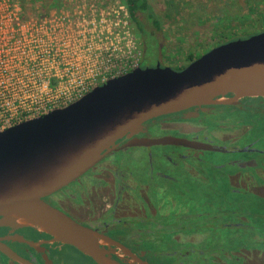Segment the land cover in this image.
I'll return each instance as SVG.
<instances>
[{
  "label": "flooded vegetation",
  "instance_id": "af4514ba",
  "mask_svg": "<svg viewBox=\"0 0 264 264\" xmlns=\"http://www.w3.org/2000/svg\"><path fill=\"white\" fill-rule=\"evenodd\" d=\"M160 138L213 151L128 147ZM45 201L110 240L103 247L118 264H139L130 254L145 264H264V99L230 94L151 120ZM0 264L96 263L42 231L0 224Z\"/></svg>",
  "mask_w": 264,
  "mask_h": 264
},
{
  "label": "water",
  "instance_id": "95a60500",
  "mask_svg": "<svg viewBox=\"0 0 264 264\" xmlns=\"http://www.w3.org/2000/svg\"><path fill=\"white\" fill-rule=\"evenodd\" d=\"M230 94L237 99H264V32L220 45L181 71L161 66L135 69L67 108L1 132L0 224L41 232L40 225L12 217L17 211L29 210L59 229L57 238L47 234L55 241L96 264L107 260L118 264L101 245L110 240L45 200L92 169L120 139L141 132L147 122L211 105L214 99ZM167 145L213 151L174 138L128 143V147Z\"/></svg>",
  "mask_w": 264,
  "mask_h": 264
},
{
  "label": "rangeland",
  "instance_id": "374dc122",
  "mask_svg": "<svg viewBox=\"0 0 264 264\" xmlns=\"http://www.w3.org/2000/svg\"><path fill=\"white\" fill-rule=\"evenodd\" d=\"M12 1L20 9L19 24H7L4 27L6 28L4 34L0 32V46H6L7 51L0 55V68L5 67L8 71L7 74L0 72V88L4 90L0 95L2 100L10 95L12 85L23 80L22 77H25L24 81L35 83L32 78L36 74L49 76L50 84L57 85L54 87L56 89L58 83L62 87L67 86L66 79L62 81L60 78L70 71V76L76 78L79 76L85 81L83 92L89 94L109 80L124 76L138 68L156 66L174 70L186 68L191 64L190 56L196 61L214 48L223 45L221 43L226 42L231 36L234 38L246 36L257 32L258 29L264 31L263 15L251 14L254 22L250 25L248 22L240 23L239 18L246 14L242 8L246 9L248 0H149L160 21L161 30L157 32L148 22L143 23L147 33H156L154 40L157 48L151 46L153 43H150L148 38L145 40L137 36L130 19L131 31L136 43L134 48L131 46L132 52L128 54L127 51L122 56L110 57L111 52L107 54L106 49L98 45L100 50L98 62L101 68H94V59L88 51L89 44L84 43L81 36L85 33L84 37L88 39L87 32L93 30L101 21L111 23L110 29L113 30L111 20L114 19V14L112 13L108 18L106 14L110 10L115 14L118 13L116 0ZM261 4L264 5V2ZM227 21L233 25L225 24ZM104 30L99 29L96 32L98 34L102 32L105 36ZM113 33L116 36L117 32ZM94 37L97 39L96 35ZM13 38L16 39L15 45H12ZM127 40L129 41L130 38ZM28 46L37 52L33 58L36 60L34 65H31L28 53L21 55ZM2 50L0 48V52ZM21 57L27 59V65H19L16 62ZM30 66L36 74L30 73L31 70L28 69ZM18 67L22 69V75H17L14 71ZM49 68L53 71H49ZM24 70H26L25 74ZM2 103L6 104L0 106V112H4L5 115L0 119V133L22 122L36 119V115L31 114L29 117L26 114L31 109L46 108L47 113L70 106L69 104L56 105V107L32 106L27 103L9 104L5 101ZM248 260L249 262H246L250 264L252 260L250 258Z\"/></svg>",
  "mask_w": 264,
  "mask_h": 264
},
{
  "label": "built area",
  "instance_id": "2783aa9c",
  "mask_svg": "<svg viewBox=\"0 0 264 264\" xmlns=\"http://www.w3.org/2000/svg\"><path fill=\"white\" fill-rule=\"evenodd\" d=\"M116 2H117L116 5L118 7V13L115 14L114 11L110 10L106 14L107 18L111 16L112 13L114 14L113 16L114 19L111 20L113 22V30L110 29L112 26L111 23L107 24L106 22L104 23L101 21L99 22V24H97V26L94 27L93 30H91L90 32H87L88 39L84 37L85 33L81 36L82 41L86 44H89L88 51L91 53L94 59V62H95L94 68H101L98 62L99 52H100V50L98 49V45L103 46V48L106 49L107 54L111 52V54H109V56L111 57L113 55L122 56L126 54L127 51H128V54H130L132 52L131 46H133L134 48V45L136 44L134 41L133 33L131 31L129 12L126 6H124L120 0H116ZM18 13H20V9L19 7H17V4L14 1L0 0V32L1 33L4 34V31L6 29V28L4 29V27L7 24H19ZM96 28H99L100 30L105 29L104 31H106V35L104 36L102 32L98 34L96 31L99 29H96ZM121 29L123 30L122 32H121ZM115 31L117 32L116 36H114V33H113ZM95 35L97 39H95L94 37ZM128 38H130L129 41L127 40ZM12 40L14 41L12 45H15L16 39L13 38ZM34 44L36 46V43ZM5 47L6 46L4 47L0 46V48L3 49L2 52H0V55H3L5 54V52H7L5 50ZM19 50H21V48H19ZM36 51H37V48H36ZM24 53H28V55L30 56L31 65L36 64V60L33 58L37 55L36 54L37 52H35L34 49H31L28 46V49L25 51H22L21 55ZM16 62L19 65L28 64L27 59L22 58V57L17 59ZM29 68L31 70V66L28 67V69ZM26 70H24V74ZM14 71L16 72L17 75L23 74V71L20 67L16 68ZM49 71H53V70L49 68ZM0 72L3 74L8 73V71L5 70V67H1ZM32 72L36 74L34 69L30 71V73ZM64 78L66 79L67 86L62 87L61 84L58 83V87L55 89L54 87H56L57 85L53 86V84H50L51 78L49 76H40L36 74L32 78L33 81H35V83L32 81H24L25 77L24 78L22 77L21 79L23 80H19L17 83L12 85V92L7 98H5V100H2L0 98V106H3V104H6V103H2L3 101H5L9 104L27 103L32 106L40 105V106H55L56 107V105H68V104L72 105L86 96L87 93L84 94L83 92L85 81L81 77L77 76L76 78V76L75 77L73 75L70 76V71H69L67 72L66 75L62 76L60 80L63 81ZM2 93H4L3 89H1L0 95ZM45 109L46 108H42V109L34 108V109L27 111L26 114H28L29 117L31 114H33V115H36L38 118V117H41V116H44L50 113V112L46 113ZM4 117H5L4 112L3 113L0 112V119Z\"/></svg>",
  "mask_w": 264,
  "mask_h": 264
},
{
  "label": "trees",
  "instance_id": "16d2710c",
  "mask_svg": "<svg viewBox=\"0 0 264 264\" xmlns=\"http://www.w3.org/2000/svg\"><path fill=\"white\" fill-rule=\"evenodd\" d=\"M263 2H264V0H258V1L255 0V2H252V0H248L247 1L248 5H246V9H244V7L242 8V10L246 14L244 15V17L239 18L240 23L242 24V21H243V24L244 23L247 24V22H248L249 23L248 25L253 23L254 19H251V14H255L257 16H260V15L264 16V5L261 4ZM121 3L124 6H126L128 12H129L131 23L135 28V32H136L137 36H140L141 38H145V40L148 38L150 43L151 42L153 43V45H151V46H154L157 48V46L155 44L156 40H154L156 33L155 32L147 33L146 30L144 29V23L143 22L146 21L149 24H151L157 32H159L161 30L160 21L157 18V16L155 15V12H154L149 0H121ZM225 24L233 25L229 21H227V23H225ZM258 27L260 28L261 25H259ZM262 32H264V31H261L260 29H258L257 32H253V33L246 35V36H241V37H236V38L231 36L228 40L226 39L227 40L226 42H222L221 44H226L228 42H232V41H236V40H240V39H247L249 37H252V36L257 35V34L262 33ZM189 59L192 60L191 63L194 62L193 56H190ZM183 69H185V68L181 67V68L175 69V70L181 71Z\"/></svg>",
  "mask_w": 264,
  "mask_h": 264
},
{
  "label": "bare ground",
  "instance_id": "6f19581e",
  "mask_svg": "<svg viewBox=\"0 0 264 264\" xmlns=\"http://www.w3.org/2000/svg\"><path fill=\"white\" fill-rule=\"evenodd\" d=\"M13 218L17 219V218H23L26 219L27 222L29 223H36L38 225H40V230L45 233V234H50L53 237L60 236V231L59 229L53 225L52 223H50L47 219H45L44 217L37 215L29 210H20L17 211L16 213L13 214L12 216ZM102 246H107L106 242H101ZM106 264H115L109 260H107Z\"/></svg>",
  "mask_w": 264,
  "mask_h": 264
}]
</instances>
